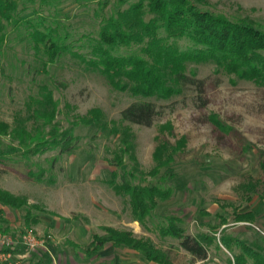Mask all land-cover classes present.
<instances>
[{"label":"rangeland","instance_id":"obj_1","mask_svg":"<svg viewBox=\"0 0 264 264\" xmlns=\"http://www.w3.org/2000/svg\"><path fill=\"white\" fill-rule=\"evenodd\" d=\"M117 2L62 0L55 7H45L40 15L50 17L59 12V33H67L76 46L74 50L83 55L85 49L79 47L85 42L80 40L97 32L96 12H100L103 4L100 14H112ZM206 9L233 19L249 18L264 26V0H208ZM20 33L24 29L10 35L0 59L6 71L0 78V121L12 127L22 123L33 140L45 135L50 127L42 128L41 121L33 117L37 105L31 102V98L39 97V86L45 84L58 104L55 122L59 130L73 129L77 143L72 153L59 154L54 150L24 157L16 152L0 165V189L27 202L20 211L3 208L0 212L3 215L8 210L13 219L9 234L33 229L41 241L50 242L60 254L63 248L73 251L72 244L85 247L93 234H104L102 227H111L149 238L170 255L172 264H228L229 252L221 245L218 248V239L226 234L245 241L264 256V201L259 197L264 194V187L259 186L257 193L250 195V202L239 187L248 176L264 179L257 160L259 153L264 157V88L217 72L211 64L189 65L188 74L193 71L197 79L204 81L202 92L191 86L167 101L151 98L147 101L153 102L158 110L153 125H131L121 121V112L140 101L138 98L110 86L100 74L86 69L80 58L63 55L43 69L31 44L18 40ZM91 110H100L107 129L82 124ZM211 114L219 116L233 131L222 135L215 130L208 121ZM124 127L129 129L136 159L145 173L158 169L154 152L159 143L175 146L185 139L170 169L159 168L157 176L145 177L143 185L173 190L170 200L158 201L146 228L133 221L128 197L117 194L108 184L113 172L120 183L123 170L131 168L127 157L123 167H117L114 161ZM114 130L120 133L116 135ZM246 142L253 146L251 153L244 151ZM12 147L19 148L18 143L3 137L0 148L8 151ZM247 211L257 214L254 222H235V213ZM27 212L38 218V226L26 225ZM170 216L181 218L182 226L193 236L214 235L212 226L219 227L206 260L189 255L179 241L158 235L156 227ZM222 218L227 221L225 226H220ZM5 227L0 224L1 229ZM52 254L49 262L46 259L43 264H62L68 260ZM112 256L105 257V264ZM118 257L110 264H150L139 255L123 253ZM86 260L76 258L78 264H86L79 263Z\"/></svg>","mask_w":264,"mask_h":264},{"label":"trees","instance_id":"obj_2","mask_svg":"<svg viewBox=\"0 0 264 264\" xmlns=\"http://www.w3.org/2000/svg\"><path fill=\"white\" fill-rule=\"evenodd\" d=\"M61 1L0 0V59L10 35L24 29V33L18 35V40L31 44L43 63V69L54 64L63 55L80 58L86 69L100 74L110 86L138 98L140 101L132 103L121 112V121L124 123L151 127L158 116V110L153 102L147 100L154 98L167 101L191 86L201 93L204 81L197 79L193 71L188 74L189 65L211 64L217 72L221 71L264 88V26L255 20L233 19L212 12L206 9L208 0H118L112 14H100L103 4L100 12H96L98 30L95 34L89 33L80 38V41L85 42L79 47L85 49V54L82 55L74 50L76 46L69 41L67 33H59V12L55 11V15L50 16L52 19L40 15L45 7H55ZM34 16L36 17L33 18ZM5 72L0 61V78ZM39 87V97L31 98V102L37 105L33 117L41 121L42 128L50 127V130L33 140L22 123L12 127L0 121V142L3 137H7L19 146L8 151L0 148V165L10 160L9 155L16 152L25 157L31 153L42 155L54 150H58L59 154L72 153L76 148L77 136L74 135V130L60 131L59 124L55 122L58 104L53 99L52 90L45 84ZM29 118L30 116L27 119ZM208 121L222 135L233 131L216 114H211ZM81 122L87 127L107 129L100 110H91ZM127 128H123L119 153L114 161L117 167H123L124 157H127L131 168L123 170L120 183L116 182L118 175L113 172L108 184L117 194L128 197L133 221L146 228L147 223L152 220L158 201L170 200L173 190L159 185H143L145 177L157 176L159 168L170 169L176 154L184 147L185 139H181L175 146L168 142L159 143L154 152L158 169L145 173L136 159ZM119 131L114 130L116 135ZM252 147L246 142L245 153H251ZM258 159L259 167L264 173L262 154L259 153ZM137 180L139 183L136 184ZM259 186L264 187V179L248 176L246 183L239 187L250 202V195L256 194ZM259 197L264 201L263 193ZM0 204L13 211H20L27 206L25 199L1 189ZM234 219L237 223H252L257 219V214L252 211L235 213ZM25 220L28 227L36 226L39 222L30 212H27ZM226 224V219L222 218L220 226ZM217 228L219 227L212 226L214 235L197 233L193 236L182 226L181 218L170 216L164 218L156 231L162 238L179 241L180 247L189 255L206 260L210 247L217 240ZM0 230L8 233L5 229ZM101 230L103 235L93 234L90 243L83 247L90 256L97 255L105 245L111 244L116 249L137 253L150 264H172L170 255L149 238L139 237L131 230L111 227H102ZM218 242V248L221 245L230 254L228 264H264V256L243 240L223 234Z\"/></svg>","mask_w":264,"mask_h":264},{"label":"crops","instance_id":"obj_3","mask_svg":"<svg viewBox=\"0 0 264 264\" xmlns=\"http://www.w3.org/2000/svg\"><path fill=\"white\" fill-rule=\"evenodd\" d=\"M3 208H7L4 207ZM8 209V208H7ZM13 224V219H11L9 217V212L8 210H5V212H3V215L0 213V224L2 225H6L5 230L8 231L9 233V226ZM39 224V223H38ZM38 226V225H36ZM4 230V229H3ZM45 242V241H44ZM88 245V244H87ZM72 248H74L73 251H76V253L74 254V252L69 250H67V248H63L61 250L60 254H57V250H53V248L50 245V242H48L47 244L44 243V245L42 244L37 251L31 252V253H26L24 251L23 248H17V250L15 251L16 256H20L21 257V261L22 264H43L44 260L47 259V261L49 262V254L54 252V254H52L55 258L57 256L62 257H67L68 260H65L62 264H78V262L76 261L77 256L81 258V260H86L88 262H83V261H79V263H86V264H105V260L107 256H109L110 254L113 255L111 260L109 262H107V264H110L114 261H117V259L119 258L118 256L120 254H131V255H138L137 253L131 251V250H127V249H116L114 248L111 244H107L105 245V247L100 250L97 255L95 256H90L88 253H86L84 251V248H79L78 245L72 244ZM42 247V248H41ZM77 248L81 249V250H77ZM71 252H73V256L71 255ZM63 253V254H62ZM77 254V255H76ZM75 256V257H74ZM85 258V259H84ZM73 259V260H72ZM51 263V262H50Z\"/></svg>","mask_w":264,"mask_h":264},{"label":"built area","instance_id":"obj_4","mask_svg":"<svg viewBox=\"0 0 264 264\" xmlns=\"http://www.w3.org/2000/svg\"><path fill=\"white\" fill-rule=\"evenodd\" d=\"M3 206L0 204V212ZM33 229H26L18 235L4 233L0 230V264H22L21 257L16 256L17 248L31 253L43 244Z\"/></svg>","mask_w":264,"mask_h":264}]
</instances>
